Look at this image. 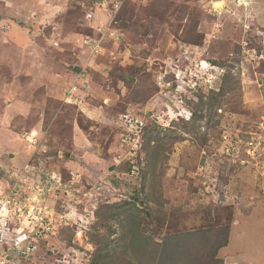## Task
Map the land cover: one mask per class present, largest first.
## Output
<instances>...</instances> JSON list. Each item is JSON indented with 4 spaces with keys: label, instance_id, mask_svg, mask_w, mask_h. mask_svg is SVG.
<instances>
[{
    "label": "rangeland",
    "instance_id": "obj_1",
    "mask_svg": "<svg viewBox=\"0 0 264 264\" xmlns=\"http://www.w3.org/2000/svg\"><path fill=\"white\" fill-rule=\"evenodd\" d=\"M111 19L118 39L79 77L82 35ZM24 169L16 226L52 224L30 256L0 245L8 264H90L92 235L119 253L139 220L158 239L228 226L219 256L264 264V0H0V196ZM142 174L144 204L108 220Z\"/></svg>",
    "mask_w": 264,
    "mask_h": 264
},
{
    "label": "trees",
    "instance_id": "obj_2",
    "mask_svg": "<svg viewBox=\"0 0 264 264\" xmlns=\"http://www.w3.org/2000/svg\"><path fill=\"white\" fill-rule=\"evenodd\" d=\"M93 33L92 31L86 35H93ZM131 169L132 165L125 170L130 174ZM111 170L119 171L120 169L112 167ZM144 181L145 177L142 174L140 187L134 189V196L130 200L117 205L106 204L109 214L108 220L112 221L119 217L120 213L117 211H129L131 208H136L139 202L144 204L142 200L145 195ZM99 213L100 210L96 212L98 218H100ZM147 216L151 217V213H148ZM127 217H133L134 221L140 218L136 214ZM142 225L141 220L135 225H124L128 229L120 241L125 242L126 245H124V250L119 253H113L109 249H101L102 244H106V247L111 244L112 234L107 237H102L99 234L92 235L91 241L96 252L93 254L90 264H225L219 253L228 247V226L163 234L158 239L155 234L149 235L143 232ZM108 240L110 243H107ZM210 242L214 244L209 248L208 243Z\"/></svg>",
    "mask_w": 264,
    "mask_h": 264
},
{
    "label": "built area",
    "instance_id": "obj_3",
    "mask_svg": "<svg viewBox=\"0 0 264 264\" xmlns=\"http://www.w3.org/2000/svg\"><path fill=\"white\" fill-rule=\"evenodd\" d=\"M92 18L93 14L90 13L87 15V19ZM112 22L113 19H111L106 25H101V27L97 29L91 27L94 32L93 35H82L81 47L88 49L89 61H87L82 67V70L79 73V77L83 76L86 67L90 66L92 64V61H95V59L103 54L105 50L104 40L106 37H109L113 40L118 39L116 32L111 27ZM76 89L78 88L74 87L73 91ZM119 120L123 123L126 130H131V132H133V137L131 138L130 143V145H133V148L131 147V151L129 154V160L131 162L132 169L130 174L128 173V175H134L139 172V168L137 167V165H135L133 159L135 158V156L137 155V151L139 150V137L141 131H143L144 123L138 121V118L135 121L130 113L121 115V118ZM134 121L135 123L133 124ZM131 127L135 128L136 132L132 131V129H130ZM122 141L123 143H126L128 142V138H124ZM259 148L260 145L258 144V142L252 139L247 143L246 153L251 159H256L258 157L257 152ZM26 172L27 169H24L20 173V176L15 173L14 176H16L17 179L15 180L14 185L7 193L0 196V245L2 247H7V249L9 250H15L19 254L30 256V251L37 249V245L35 243L37 236L45 231V225L49 226L47 225V223L52 224V219H50L49 217H44L45 214H42L44 215L42 216L41 214L36 215L32 212V214H28L27 220L23 222L20 221V226H16L17 222L19 221L18 213H22L24 203V199H22L23 187L19 183L22 182V179L25 176L24 174ZM46 190L49 191L48 188ZM28 198H30V196H28L25 200H28ZM35 198L36 197H32V200H34ZM32 207L33 206H31V208ZM9 261L10 258L4 252H0V264H8Z\"/></svg>",
    "mask_w": 264,
    "mask_h": 264
},
{
    "label": "crops",
    "instance_id": "obj_4",
    "mask_svg": "<svg viewBox=\"0 0 264 264\" xmlns=\"http://www.w3.org/2000/svg\"><path fill=\"white\" fill-rule=\"evenodd\" d=\"M78 165H80L81 167L85 166V165L82 166V162H81L80 164H78ZM230 242H231V237H230V240H229L228 247L230 246ZM228 247H227V248H228ZM227 248H225L224 250H227ZM224 250H223V251H224ZM221 254H222V251H220V255H221ZM224 262H225V264H234L236 261L231 260V259H229V258L227 257V259H225Z\"/></svg>",
    "mask_w": 264,
    "mask_h": 264
},
{
    "label": "bare ground",
    "instance_id": "obj_5",
    "mask_svg": "<svg viewBox=\"0 0 264 264\" xmlns=\"http://www.w3.org/2000/svg\"><path fill=\"white\" fill-rule=\"evenodd\" d=\"M222 6H223L222 3L216 4V7H218V8H222Z\"/></svg>",
    "mask_w": 264,
    "mask_h": 264
}]
</instances>
